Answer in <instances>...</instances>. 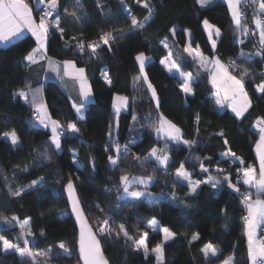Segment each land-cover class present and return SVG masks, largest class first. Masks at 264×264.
I'll return each mask as SVG.
<instances>
[{"label":"trees","instance_id":"1","mask_svg":"<svg viewBox=\"0 0 264 264\" xmlns=\"http://www.w3.org/2000/svg\"><path fill=\"white\" fill-rule=\"evenodd\" d=\"M27 1L34 7V0ZM147 2L152 8L151 19L142 29L132 30L131 16L143 22L148 15V10L142 4H137L136 0H123V3L121 0H80L79 4L77 0H59L58 12L65 31L63 35L58 31L50 34L47 54L57 60H72L78 67L84 68L94 95V99L87 104L85 118L80 120L72 101L56 80H47L40 86L49 115L64 126L75 123L80 129L78 134L62 136V150L59 152L50 142L51 132L36 126L34 121L28 86L33 89L37 83L25 58L35 48V38L26 34L20 40L0 45V220L13 216L18 221L31 218L33 250L41 252L49 246L52 248L51 259L48 258L43 264L82 263L76 232L67 239L71 255L64 254L54 242L41 235L56 224L64 212H69L64 194V185L69 179L74 181L85 213L94 227L97 218L111 217L110 224L115 231L108 239L101 238L104 254L110 264H159L151 249L162 242V235L153 233L147 227L153 219L162 228L168 227L175 233L173 239L164 244L163 264H220L229 256H232L233 264H250L242 219L246 215L241 204L243 197L231 194L226 183L220 196L216 189L204 184L196 195L186 196L189 189L177 182L175 172L183 163L185 170L195 173L194 179L204 180L208 174L200 172V164L203 163L209 168L210 175L217 179L221 178V174L214 168L234 174L238 163L221 158V154L229 148L245 161V165L256 162L254 145L258 130L254 124L257 118L264 117V97L255 91V85L264 80L260 75L264 61L256 57L251 62H245L239 54L241 50L250 54L258 51L259 36H243L245 42L239 46L236 42L239 29L223 0L206 7H201L197 0ZM65 8L68 12L75 11L80 19L65 15ZM55 15L53 13V18ZM205 19L220 29L215 49L204 28ZM243 24L255 29L251 15L246 16ZM175 26H178L175 37L180 45L185 44V31L189 30L192 45L199 46L204 55H217L226 64L231 58L240 68L249 69L251 75L246 77L245 87L252 107L243 118L235 117L229 109L218 108L214 103L208 73L199 69L194 61L181 62L183 71H191L196 76L193 85L195 95L187 98L180 91V81L160 64L166 55L160 41L170 37V30ZM105 32H111L113 36H120L123 32L124 35L122 39L111 42V51L106 45L98 48L95 56H90L87 47L82 53L77 51V41H98ZM140 52L151 57V61L146 63L145 72L157 91L158 110L147 85L142 80L134 82V78L140 75L135 60ZM104 71H107L111 85L102 78ZM234 74L239 76V72ZM20 90L27 91V101L18 96L14 98V93ZM115 95L128 97L130 103L128 110L120 113L118 129L112 109ZM159 113L181 128L184 139L197 141L191 149L183 144L169 143L167 173L163 171L164 166L156 164L154 159L141 163L134 155L138 154L143 161L152 147L163 145L165 140L157 138L151 127ZM134 114L137 121L132 119ZM149 115L150 119H145ZM197 115L200 117L199 124L196 122ZM110 124L113 125L112 140L120 145L129 144L130 140L136 141L130 146V151L120 157L115 168L107 159L108 155H115L114 148L105 151L110 142ZM13 131L18 138L17 145H12L4 137ZM221 131L224 135H217ZM225 139L228 140L227 145ZM124 175L152 176L153 181L148 189L155 198L128 196L117 200L123 192L120 177ZM232 179L235 182V175H232ZM34 180L38 184L29 188ZM18 188H25V191L20 196L11 195ZM241 190H247V186H242ZM251 191L254 197V189ZM171 195L177 199L173 200ZM98 204L103 212L97 208ZM120 224H124L136 239L147 231L150 251L145 254L142 249L134 251L131 242L126 245L123 234H115ZM195 233H199L200 238L190 243ZM1 234L19 245L16 229L2 228ZM209 242L218 249L217 257L205 258L201 252ZM0 264L32 263L27 259L22 260L16 251L4 252L0 242Z\"/></svg>","mask_w":264,"mask_h":264},{"label":"snow or ice","instance_id":"2","mask_svg":"<svg viewBox=\"0 0 264 264\" xmlns=\"http://www.w3.org/2000/svg\"><path fill=\"white\" fill-rule=\"evenodd\" d=\"M80 0H77L79 4ZM123 3V0H121ZM214 0H197L202 7L208 6L213 3ZM242 0H226L227 6L231 12L232 21L236 28L241 30L243 36H259V50L255 53H246L241 50L239 56L245 62H251L256 57H260L264 61V20L258 18L260 15H264V0H247V5L258 4V12L253 14V23L255 24V29H249L247 26L242 25L243 13L241 12L240 5ZM137 4H142V7L148 10V15L144 17L143 22L138 21L135 16H131V29L136 30L138 28L142 29L145 24L151 19L152 8L147 0H136ZM59 0H34V7H30L29 3L25 0H0V43L5 45L12 43L15 40H20L25 32L31 33V36L35 38L36 47L26 56V60L29 64L37 63V57L41 56L48 60V67L51 71H54L59 75L61 63L55 62L46 56V45L50 39V34H54L58 31L63 35L64 28L61 27V17L58 12ZM98 7H100L98 2ZM34 8L38 15L34 16ZM65 15H71L77 20L80 19L75 11L68 12L65 8ZM53 13H56L53 18ZM205 30L208 32L209 39L212 42V48L215 49L216 41L212 39L213 34L217 37L220 36V29L215 25L208 22L207 19L203 21ZM172 35L175 36L176 29L170 30ZM124 33L122 32L120 36H113L111 32L103 33L98 41H90L85 43L84 41H77L76 49L78 52H83L85 47L90 50V56H95L97 54V49L101 48L102 45L109 46L108 50L111 51V42L117 39H122ZM75 39V38H73ZM167 37L160 41L164 47H168ZM243 43V40L239 41ZM184 53L187 54L193 61L197 62L199 69H203L209 74V82L212 88L215 89L213 99L214 103L220 108H230L235 117L243 118L245 113L252 107V100L249 96L248 91L245 88L246 77L251 75V72L247 68H240L235 60L229 59L226 64L222 62L219 57L213 56L208 59L199 50V46L196 48L192 47L191 41H189L184 49ZM183 59V58H181ZM136 62L139 65L140 75L134 78V82L138 83L141 80L147 85V90L151 93V100L156 101L157 110L160 107L159 98L157 96V91L153 84L150 82L147 73L145 72L146 62L151 61V57L146 56L143 52H140L135 57ZM160 64L164 66L167 72L175 79L180 81L179 88L180 91L185 95V97L194 96L195 91L193 85L196 82L195 77L192 72L181 71V64L177 59L173 58V54L169 51L168 55L160 60ZM211 65V67H209ZM62 67L64 69V75L71 77L77 84L79 88V103H73L72 107L75 109L80 120L85 117L83 115L86 102H89V98L92 96V90L88 84L87 77L85 75V69L82 67H77L72 60H65L62 62ZM234 72H239V76L235 75ZM199 75V70L197 71ZM264 76V72L260 73ZM104 81L111 85L112 81L108 76L107 71L101 73ZM29 90L32 92L31 106L35 108L37 116V123L43 128L48 129L50 127L51 136L50 142L54 148L59 152L62 150L61 137L63 135H75L78 134L80 129L75 123L67 124V130L58 120H54L47 113V106L43 103H37V95L40 89L32 90L30 85ZM255 91L264 97V80L259 84L255 85ZM18 96L21 99L27 101L28 93L20 90L14 93V98ZM130 107L129 98L126 96H116L113 99L112 108L114 109V116L116 117L115 127H119V116L122 110H126ZM133 121H137V116L134 114L132 116ZM145 119H150L145 117ZM200 117L197 115L196 122L199 124ZM259 132V139L256 141V155L259 160V168L252 165H245V161L236 157V154L229 148L227 151L221 154L222 160H232L233 163H238V167L235 169L234 174H226L225 170L222 168H217V173L221 174L222 180L213 179L209 176L205 180H194V172H189L185 170L183 163L180 167L176 169L177 182L185 184L189 189L186 196H194L198 193V189L201 185H210L217 192L222 191L225 183L227 188L230 190L231 194H235L243 197L241 204L242 209L246 212V215L242 217L244 222L245 235L247 237V248H248V258L250 264H264V239H257V230L264 226V117H259L255 124ZM152 130L157 134V137H163L165 141H171L177 144H183L192 148L194 144L197 143L195 140L184 139V133L181 128L178 127L171 120L167 119L163 113H159L157 121L151 125ZM112 128L113 125L109 126V137L110 142L106 146L105 151L107 152L109 148H114L115 155H108L107 159L113 168L117 167L119 164L120 157L126 155L129 152V145L125 144L123 147L118 141L112 140ZM199 131V129H197ZM219 136H223V131L217 133ZM5 138H10L12 145L18 144V138L16 133L13 131L10 135L5 134ZM129 143L135 144L136 141L132 140ZM225 145L228 144V140H224ZM167 144L165 149H158L157 147H152L147 156L141 161V157L136 156L135 159L141 163L148 162L154 159L159 166H164V171L167 173V165L170 162V157L166 154ZM47 158V157H46ZM205 159H211L206 157ZM77 161L74 157V163ZM220 161H218L219 163ZM94 168V166H93ZM200 172L208 173L209 168L205 167L203 163L200 164ZM258 173V174H257ZM232 175H235L236 180L233 182ZM43 178H41L42 180ZM153 181L152 176L133 178L129 180L128 176H121L120 182L123 185L124 195L118 196L117 200H123L126 197H141L145 195L139 191H129V185L133 182L147 184ZM59 182V181H58ZM38 184V181L34 180L31 182L33 185ZM247 186V190L242 191L241 187ZM65 192L67 193V199L70 204V212L75 216L76 221L79 223V258L83 261V264H110V261L104 256L102 251V239H108L109 236L115 231L110 224L111 217H105L103 219L97 218V223L95 227L90 224L85 217V210L81 206V200L76 193V186L71 179L68 180L67 184L64 185ZM252 189L255 190V198H253ZM11 191V190H10ZM25 188H18L11 192L13 196H20ZM111 191V189H107ZM148 195H151L150 193ZM173 200L177 198L173 196ZM97 208L103 212V208L98 204ZM118 208V205H117ZM225 210V215H226ZM31 218L25 219L20 223L17 217L13 216L12 221L19 223L21 233L20 239L25 236H32L33 233L26 229L29 225ZM5 224L9 228H15L16 224L5 220ZM153 232L159 231L162 233V242L158 243L154 248L151 249L155 253L159 264H163V252L164 244L169 240L173 239L175 233H173L168 227L160 228L157 221L153 219L148 225ZM116 236L123 234L125 238L126 245L131 242V246L134 251H140L141 249L145 254L149 252L148 247V236L149 233L144 231L138 239L134 238L129 234L128 229L124 224L119 225V231L115 232ZM43 235V232L41 233ZM102 238V239H101ZM199 233H195L191 236V242L199 240ZM0 242H2L3 250L8 252L10 250H15L18 252L22 260L26 257L31 258L32 264H35L36 257H47L51 259L50 253L52 252L51 246L46 251L33 252L31 248L28 247L29 240L23 239L24 247H20L18 244L10 242L4 235H0ZM57 248L62 250L64 254L71 255L70 249L64 242H59ZM201 252L205 258L217 257L218 250L211 242L207 243ZM223 264H233L231 258H227L223 261Z\"/></svg>","mask_w":264,"mask_h":264},{"label":"crops","instance_id":"3","mask_svg":"<svg viewBox=\"0 0 264 264\" xmlns=\"http://www.w3.org/2000/svg\"><path fill=\"white\" fill-rule=\"evenodd\" d=\"M215 1H217V0H214V2ZM224 2H226V0H223ZM25 2L26 3H29L27 0H25ZM213 2V3H214ZM213 3H211V4H213ZM210 4V5H211ZM227 4V3H226ZM29 5H30V7H33L30 3H29ZM200 5V4H199ZM201 6V5H200ZM209 6V5H208ZM202 7V6H201ZM204 7H206V6H204ZM230 11V10H229ZM230 14H231V12H230ZM34 16H36V14H35V11H34ZM211 24V23H210ZM173 28H175L176 29V31L178 30V26H175V27H173ZM172 28V29H173ZM186 32V42H185V44L184 45H180L179 43H178V41H177V39H176V37L175 36H173L172 35V33H171V36L170 37H168L167 38V44H168V47L166 48V47H164V45L163 44H161L163 47H164V49L166 50V55L164 56V57H166L167 55H168V53H169V51H171L172 52V54H173V58L174 59H177L179 62H180V64H181V62L182 61H184V60H191V61H193L190 57H188L187 56V54L186 53H184V51H183V49H184V47H185V45L189 42V41H191V43H192V34H191V32L189 31V30H186L185 31ZM207 32V31H206ZM26 34H31V33H28V32H25V34L24 35H26ZM207 34H208V32H207ZM164 39V38H163ZM162 39V40H163ZM212 39H214L215 41H216V39H217V36H215L214 34H213V36H212ZM212 43V42H211ZM0 45H5V44H3V43H0ZM192 47L193 48H196V46H194V45H192ZM200 50V49H199ZM32 51V50H31ZM30 51V52H31ZM29 52V53H30ZM28 53V54H29ZM27 54V55H28ZM26 55V56H27ZM46 56L48 57V58H50L51 60H53V61H55V62H58V63H61V67H60V73H59V75H57V73L56 72H54V71H51L50 69H49V67H48V60L47 59H44L43 57H41V56H38L37 57V63H35V64H29V62L27 61V63L29 64V67H30V69H31V71H32V73H31V75H32V77H33V80L34 81H36V83L37 84H35L34 85V88L32 89V90H35V89H40V86H43V84L47 81V80H50V79H54V80H56L59 84H60V86H61V88L67 93V95L69 96V98H70V100L72 101V104L73 103H79L80 102V97H79V88H78V84L71 78V77H68V76H65L64 75V69H63V67H62V62L63 61H65V60H57V59H54V58H52V57H50L48 54H47V47H46ZM147 56V55H146ZM206 58H208V59H211L213 56H216V57H219V56H217V55H212V56H206V55H204ZM149 57V56H148ZM163 57V58H164ZM181 58H183V59H181ZM220 58V57H219ZM221 59V58H220ZM222 60V59H221ZM195 62V61H194ZM222 62H224L223 60H222ZM147 63V62H146ZM196 63V65L199 67V65H198V63L197 62H195ZM225 63V62H224ZM77 66V65H76ZM78 67V66H77ZM209 67H211V65H209ZM203 70V69H202ZM181 71H183L182 69H181ZM183 72H191V71H183ZM208 73V72H207ZM85 75H86V72H85ZM193 76L195 77V79H196V76L193 74ZM208 76H209V74H208ZM86 77H87V75H86ZM87 79H88V77H87ZM89 80V79H88ZM210 85H211V83H210ZM211 87H212V85H211ZM246 88V87H245ZM213 89V88H212ZM247 90V89H246ZM23 91H25L26 93H27V91L26 90H23ZM214 92H215V89H213V93H212V96L214 95ZM29 96L31 97V99H32V92H30L29 93ZM117 95H115L114 97H116ZM28 97V96H27ZM114 97H113V99H114ZM94 99V95H93V92H92V96L89 98V102H91L92 100ZM24 100V99H23ZM25 101V100H24ZM89 102H86V106H85V109H84V112H83V115L85 116V111H86V108H87V104L89 103ZM37 103L38 104H40V103H44V101L42 100V96H41V92L39 91V93H38V95H37ZM112 104H113V101H112ZM218 108L219 109H221V110H223V109H229L230 111H231V109L230 108H227V107H224V108H220L219 106H218ZM113 109V108H112ZM33 110H34V116H35V118H34V121H35V125L36 126H38V127H42L41 125H39L36 121H37V113H36V111H35V108L33 107ZM128 109H126V110H122L121 111V113L122 112H125V111H127ZM113 111H114V109H113ZM232 112V111H231ZM47 113H48V110H47ZM49 114V113H48ZM234 114V113H233ZM52 118V117H51ZM52 119H54V118H52ZM54 120H56V119H54ZM255 124H256V122H255ZM255 124H254V126H255ZM62 125V124H61ZM63 127H64V130L66 131L67 130V125H62ZM43 128V127H42ZM255 128H256V126H255ZM257 129V128H256ZM48 130L51 132V130H50V127L48 128ZM258 130V129H257ZM155 136L157 137V134L155 133ZM62 138V137H61ZM158 138V137H157ZM159 139H164L163 137H160ZM259 139V132H258V138H257V140ZM165 140V139H164ZM256 140V141H257ZM169 143H172L171 141H164L163 142V145L161 146V147H157L158 149H164L165 148V145L167 144L168 145V148H169ZM254 152H255V156H256V162L255 163H253V164H246V165H252V166H254V167H256L257 168V170H258V168H259V160H258V158H257V155H256V142H255V145H254ZM166 153L168 154V156L170 157V154H169V151H166ZM224 153V152H223ZM236 157H238V156H236ZM222 158V157H221ZM239 159H241L240 157H238ZM242 160V159H241ZM231 162H233L232 160H230ZM156 164H157V162H156ZM208 168V167H207ZM215 170L217 169V168H214ZM176 173V172H175ZM206 174H208L206 177H205V179H207L209 176H211L213 179H217L216 177H214L213 175H210V173L208 172V173H206ZM258 174V173H257ZM176 176V175H175ZM140 178V176H132L131 177V180H133V178ZM194 179V178H193ZM204 179V180H205ZM194 180H196V179H194ZM217 180H222V176H221V178L220 179H217ZM135 183V182H134ZM255 191V190H254ZM222 194V191H219V192H217V195L218 196H220ZM154 196V195H153ZM173 196L174 195H171V198H173ZM253 198H255V196L253 197ZM262 198H264V197H262ZM157 221V220H156ZM157 223L159 224V222L157 221ZM159 227L160 228H162L161 226H160V224H159ZM262 227V226H261ZM260 229V228H259ZM259 229L257 230V236H258V233H259ZM247 238V237H246ZM218 250V249H217ZM227 258H231V257H227ZM232 259V258H231ZM225 260V259H224ZM232 261H233V259H232Z\"/></svg>","mask_w":264,"mask_h":264},{"label":"rangeland","instance_id":"4","mask_svg":"<svg viewBox=\"0 0 264 264\" xmlns=\"http://www.w3.org/2000/svg\"><path fill=\"white\" fill-rule=\"evenodd\" d=\"M30 6V5H29ZM36 47V46H35ZM46 47H47V45H46ZM146 55V54H145ZM88 80V79H87ZM88 84L90 85V87H91V84H90V81L88 80ZM91 90H92V88H91ZM117 96H124V95H117ZM43 104H45V103H43ZM46 111H47V108H46ZM39 114L37 113V116H38ZM10 135V134H9ZM4 137H5V135H4ZM6 139H9L10 140V138H6ZM11 141V140H10ZM166 146V145H165ZM162 149V148H161ZM165 149V148H164ZM166 151H168V145H167V148H166ZM167 154V153H166ZM168 155V154H167ZM143 160V159H142ZM125 176V175H124ZM126 176H128V178H129V180L131 181V177H132V175H126ZM133 176H138V175H133ZM140 177H144V176H140ZM152 181H150L148 184H147V186H145L144 184H139V183H131L130 185H129V191L130 192H133V191H139V192H142V193H144L145 195H143L142 196V198L143 197H146L147 199L148 198H150V199H154L155 197L153 196L154 194H151V195H148L150 192H149V187H148V185L151 183ZM122 195H124V193L122 192ZM145 199V198H144ZM5 220H7V221H10L11 223H14V224H16V227L15 228H13V229H16L17 231H18V233H19V237H20V233H21V229H20V226H19V223H17L16 221H12V218H9V219H3V220H0V235H2L1 234V229L2 228H5V229H12V228H9L8 227V225L7 224H5L4 223V221ZM20 223H22L23 221H19ZM159 225V224H158ZM26 229H29L31 232H32V230H31V227H30V223H29V225L28 226H26ZM152 231V230H151ZM74 232H76V230H75V224H74V222H73V220H72V218H71V216H70V213L69 212H64L62 215H61V217H60V220L56 223V224H54V225H52V226H50V227H48L45 231H44V234H43V236H44V238L46 239V240H48V241H52V242H54L56 245H58V243L59 242H64L67 246H68V248L70 249V245H69V243H68V241H67V239L71 236V235H73V233ZM153 232V231H152ZM157 232H159V231H157ZM157 232H153V233H157ZM160 233V232H159ZM161 235H162V233H161ZM18 237V239H19V246L20 247H24V243H23V239H28L29 240V244H28V247L29 248H31L32 249V251L35 253L36 251H34L33 250V248H32V245H31V241H32V236H25L23 239H20ZM149 237L150 236H148V242H149ZM10 241V240H9ZM11 242V241H10ZM2 243V242H1ZM3 247V246H2ZM11 251H15V250H10V251H8V252H11ZM62 251V250H61ZM149 251H150V249H149ZM5 252V251H4ZM41 252H43V251H41ZM63 252V251H62ZM71 252V251H70ZM152 252V251H151ZM18 253V252H17ZM152 254H154L155 255V253H153L152 252ZM155 257H156V255H155ZM229 257H231L232 258V256H229ZM24 259H27V260H29L31 263H32V260H31V258H28V257H26V258H24ZM227 259V258H226ZM46 260H48V258L47 257H41V256H38V257H36V262H35V264H43V262L44 261H46ZM156 260H157V258H156ZM224 261V260H223ZM223 261L220 263V264H223ZM157 262H158V260H157ZM159 263V262H158ZM82 264V263H81Z\"/></svg>","mask_w":264,"mask_h":264},{"label":"built area","instance_id":"5","mask_svg":"<svg viewBox=\"0 0 264 264\" xmlns=\"http://www.w3.org/2000/svg\"><path fill=\"white\" fill-rule=\"evenodd\" d=\"M246 4H247V0H242L241 5H240L241 12L244 14L243 18H242V25H244L243 21H244V19L246 18L247 15L253 16L254 12H258V4H256V5H247V6H246ZM258 18L264 20V15H260ZM244 26H246V25H244ZM247 27L249 28V26H247ZM240 40H243L245 42V39L243 38L241 30H239V35H238V38H237L236 42L239 44V46H242L244 42L240 43L239 42ZM262 72H264V69L261 71V73ZM130 141H132V140H130ZM128 145H129V151H130V148H131L130 146L134 145V144L129 143ZM123 146L124 145H121V147H123ZM114 154H116L115 150H114ZM134 155L138 156V154H134ZM163 171H164V169H163ZM257 239H264V226H262L259 229V233H258Z\"/></svg>","mask_w":264,"mask_h":264},{"label":"water","instance_id":"6","mask_svg":"<svg viewBox=\"0 0 264 264\" xmlns=\"http://www.w3.org/2000/svg\"><path fill=\"white\" fill-rule=\"evenodd\" d=\"M250 29V28H249ZM73 183H74V181H73ZM67 184V183H66ZM65 184V185H66ZM75 184V183H74ZM76 186V185H75ZM76 193H77V195H78V197H79V194H78V191H77V189H76ZM64 194H65V198H66V200H67V203H68V208H69V213H70V216H71V218H72V220H73V222H74V224H75V230H76V235H77V246H78V249H79V244H78V239H79V223L76 221V218H75V216L74 215H72L71 214V212H70V204H69V202H68V199H67V193L65 192V189H64ZM80 198V197H79ZM81 206H82V203H81ZM83 207V206H82ZM84 214H85V217L87 218V220H88V222L90 223V221H89V219H88V217H87V215H86V213L84 212ZM91 224V223H90ZM102 251H103V248H102ZM103 254H104V251H103ZM104 256H105V254H104ZM106 257V256H105ZM107 258V257H106ZM81 262H82V264H83V261L81 260Z\"/></svg>","mask_w":264,"mask_h":264}]
</instances>
